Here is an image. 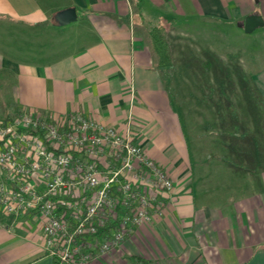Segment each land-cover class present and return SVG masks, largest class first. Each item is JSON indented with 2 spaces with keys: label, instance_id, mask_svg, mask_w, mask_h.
<instances>
[{
  "label": "crops",
  "instance_id": "crops-1",
  "mask_svg": "<svg viewBox=\"0 0 264 264\" xmlns=\"http://www.w3.org/2000/svg\"><path fill=\"white\" fill-rule=\"evenodd\" d=\"M68 8L77 18L60 25L55 16ZM255 12L264 20V0H0V120L21 109L45 117L79 111L125 132L133 109L135 143L174 182L162 217L91 264H264V117L252 124L234 112L226 134L207 139L200 126L216 123L197 118L194 169L186 115L169 86L171 77L187 94L185 63L197 44L198 86L208 76L210 94L244 87L264 104V67H235L201 40L204 31L189 40L194 27L213 37L221 27L245 32ZM152 25L166 27L170 66H159ZM40 229L37 215H0V264H54Z\"/></svg>",
  "mask_w": 264,
  "mask_h": 264
},
{
  "label": "built area",
  "instance_id": "built-area-1",
  "mask_svg": "<svg viewBox=\"0 0 264 264\" xmlns=\"http://www.w3.org/2000/svg\"><path fill=\"white\" fill-rule=\"evenodd\" d=\"M79 111L0 120V215H37L54 264H91L154 217L174 182L132 135Z\"/></svg>",
  "mask_w": 264,
  "mask_h": 264
},
{
  "label": "rangeland",
  "instance_id": "rangeland-1",
  "mask_svg": "<svg viewBox=\"0 0 264 264\" xmlns=\"http://www.w3.org/2000/svg\"><path fill=\"white\" fill-rule=\"evenodd\" d=\"M195 32L194 37L190 35L191 41L195 44L199 38V33L204 31L206 38L201 39L204 43H209L213 41L214 46H210L211 49H221L226 52V57L229 54L230 62L234 63L235 67L242 68L246 64L252 71H256L264 67V29H257V31L251 33H245L242 29L237 27L234 28H220L218 35L213 37L209 29L202 30L199 27L191 28ZM193 35V34H192ZM215 35V34H214ZM213 37V39H212ZM193 39V40H192ZM197 44L195 46L189 45L187 60L185 63L188 67L185 69L186 82L187 84L183 87L187 94H182L180 92V87L178 84L169 78V86L173 91V97L179 108H181L183 114H185V132L188 137L189 145L191 146V151L193 152V168L195 169L196 160V122L203 118V122L213 121L216 125L212 126L209 130V125L200 126V134L203 139L210 138V133H218L219 136H224L226 134L230 125L227 126L228 116H235L241 112H244L246 118L250 119L252 124L260 121L264 117V104L261 102V98L258 94L252 93L246 88L242 87L239 90L235 88L228 87L227 91H235L236 93H227L224 96H218L219 94H210L211 90L214 91V85L210 83L209 77L206 76L204 85L198 86L196 84L198 79H201L195 70H201L197 65ZM221 52V51H220ZM181 63V62H180ZM177 66V63L175 64ZM198 68V69H197ZM204 79V78H202ZM177 84V85H176ZM245 86V85H244ZM194 91V92H193ZM183 98L182 100H180ZM179 100V101H178ZM202 114L205 116H202ZM199 115L200 117H197ZM262 120V119H261ZM208 127V128H207ZM196 129V130H195ZM222 133V134H221ZM222 139V138H221Z\"/></svg>",
  "mask_w": 264,
  "mask_h": 264
},
{
  "label": "trees",
  "instance_id": "trees-1",
  "mask_svg": "<svg viewBox=\"0 0 264 264\" xmlns=\"http://www.w3.org/2000/svg\"><path fill=\"white\" fill-rule=\"evenodd\" d=\"M150 36L158 56L159 66L167 67L173 64V58L170 55V48L166 37V27L164 25H152L150 27ZM206 70L209 71L208 66ZM264 110V108H263Z\"/></svg>",
  "mask_w": 264,
  "mask_h": 264
},
{
  "label": "water",
  "instance_id": "water-1",
  "mask_svg": "<svg viewBox=\"0 0 264 264\" xmlns=\"http://www.w3.org/2000/svg\"><path fill=\"white\" fill-rule=\"evenodd\" d=\"M76 18H77V14L74 8H68L62 10L58 12L57 15L55 16L56 21L60 25H67L75 21ZM263 25H264V20L262 16L259 13L255 12L246 16L244 21V30L247 33H251L253 30Z\"/></svg>",
  "mask_w": 264,
  "mask_h": 264
}]
</instances>
